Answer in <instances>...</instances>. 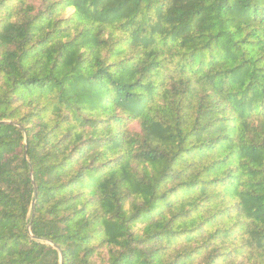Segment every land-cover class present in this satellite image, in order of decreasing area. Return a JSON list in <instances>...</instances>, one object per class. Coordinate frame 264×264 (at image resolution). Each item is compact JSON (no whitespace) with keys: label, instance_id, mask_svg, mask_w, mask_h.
Returning a JSON list of instances; mask_svg holds the SVG:
<instances>
[{"label":"trees","instance_id":"trees-1","mask_svg":"<svg viewBox=\"0 0 264 264\" xmlns=\"http://www.w3.org/2000/svg\"><path fill=\"white\" fill-rule=\"evenodd\" d=\"M0 264H264V0H0Z\"/></svg>","mask_w":264,"mask_h":264}]
</instances>
